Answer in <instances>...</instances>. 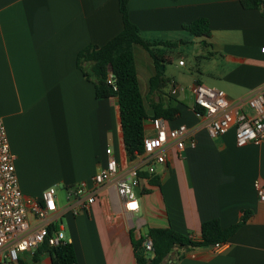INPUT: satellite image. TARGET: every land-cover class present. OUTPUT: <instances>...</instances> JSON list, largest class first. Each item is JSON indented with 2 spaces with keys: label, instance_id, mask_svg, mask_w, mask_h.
Segmentation results:
<instances>
[{
  "label": "crops",
  "instance_id": "crops-1",
  "mask_svg": "<svg viewBox=\"0 0 264 264\" xmlns=\"http://www.w3.org/2000/svg\"><path fill=\"white\" fill-rule=\"evenodd\" d=\"M258 1L244 7L241 0H127V11L140 36L159 42L161 52L197 44L208 60L202 79L235 99L264 86V0ZM200 18L207 20L203 34L184 28ZM122 26L118 0H0V117L25 196L89 180L104 165L106 147L119 165L128 162L117 99L97 98L76 65L83 47L105 44ZM147 67L148 79L154 65ZM195 82L202 83L197 76ZM182 87L169 94L178 113L166 123L193 128L195 146L172 149L155 173L141 172L137 211L125 213L108 185L87 212L64 213L76 264H136L133 243L148 238V228L170 226L199 240L202 222L216 218L226 228L244 211L246 221L222 249L184 247L170 256H177L175 264H264V201L253 187L256 179L264 185V143L237 146L233 129L209 136L206 121L192 111L193 98L190 107L179 101ZM35 251L22 253L20 264H51L45 251L34 260Z\"/></svg>",
  "mask_w": 264,
  "mask_h": 264
},
{
  "label": "built area",
  "instance_id": "built-area-1",
  "mask_svg": "<svg viewBox=\"0 0 264 264\" xmlns=\"http://www.w3.org/2000/svg\"><path fill=\"white\" fill-rule=\"evenodd\" d=\"M264 51V47L261 48ZM183 65V60H178ZM110 81V80H109ZM184 88L171 84L169 94L176 95ZM192 111L206 121L211 137L234 131L235 144L264 143V86L251 89L244 95L230 99L222 89L195 82L190 87ZM151 127L144 128L142 151L136 152L126 164L119 165L111 149L105 148L107 159L89 180H79L67 187L65 203L60 204L54 186L44 188L38 197L25 196L9 150L8 138L0 117V264H20L22 253L33 252L42 245L49 247L67 241L62 216L66 212L77 215L87 212L97 199L98 190L111 185L121 201L125 213L138 210L136 188L141 172H156V165L164 164L173 149L180 152L188 142L194 147V129L186 123L169 127L166 119L152 117ZM147 131H152L147 134ZM253 187L260 201H264V185L256 179ZM224 243H215L222 249ZM144 251H152V242H142ZM30 264H36L33 260Z\"/></svg>",
  "mask_w": 264,
  "mask_h": 264
},
{
  "label": "trees",
  "instance_id": "trees-1",
  "mask_svg": "<svg viewBox=\"0 0 264 264\" xmlns=\"http://www.w3.org/2000/svg\"><path fill=\"white\" fill-rule=\"evenodd\" d=\"M258 0H241L244 7H254ZM118 8L122 15V29L103 45H86L76 56V65L83 76L91 81L97 98L113 96L117 99L121 140L127 159H132L136 152L142 151L144 136V120L152 117L173 119L178 113L171 103L163 101L161 88L165 84L163 70H159V59L153 53L152 46L159 42L145 41L139 34L137 26L128 17L127 0H118ZM195 35L207 30V20L200 18L184 27ZM134 46H140L153 58L155 70L147 81V94H158V100H148L139 89L135 66ZM87 65L88 70L85 69ZM110 80V81H109ZM162 98V99H161ZM148 105V107L146 106ZM249 213L244 211L236 223L221 228L216 218L204 221L200 225L199 240H194L185 234L173 230L170 226L164 228H148L147 237L152 242L151 256L146 257L141 252V239L134 244L136 264H175L179 249L200 246H213L215 243H225L226 240L246 221ZM42 251L51 257V264H76V257L71 243L66 242L56 246L42 245L35 251L33 257ZM172 253L177 256L171 257ZM164 259H170L164 263Z\"/></svg>",
  "mask_w": 264,
  "mask_h": 264
},
{
  "label": "rangeland",
  "instance_id": "rangeland-1",
  "mask_svg": "<svg viewBox=\"0 0 264 264\" xmlns=\"http://www.w3.org/2000/svg\"><path fill=\"white\" fill-rule=\"evenodd\" d=\"M156 46H152L153 53L156 54L159 61L158 69L165 68V71H163V76L166 78L164 86H162L161 90L163 100H169V91L171 84L170 82H173V76H178V81L182 86L185 87L186 90H184L183 93L179 96V101L187 107H190L192 104V97L190 93V86L195 80L196 76L201 80V84L210 86L211 83L209 80L202 79L201 72L204 70V68L208 64L207 60V54L204 50H202L201 53L197 52L198 50H201L197 44L194 42L192 44L188 43L185 46H181L180 48H173V49H167L166 51H162L160 49H155ZM158 48V47H157ZM196 53V55H195ZM134 54H135V65L137 70V77L139 82V89L142 95L146 98V103L148 100H153V96H150L147 94V75L149 73V67H147V64L150 63V65H155L153 58L149 55V53L144 50L140 46H134ZM161 54L162 56H160ZM200 54H202L200 56ZM168 56L172 58L170 61L167 59ZM179 56V57H178ZM177 58H180L183 60L184 65L178 64ZM179 59V60H180ZM152 70H155V67H152ZM198 83V82H197ZM214 87V86H213ZM217 88V87H216ZM220 89V88H219ZM162 99V98H161ZM173 99H171V102ZM148 107V105H146ZM148 125L151 127L150 122H148ZM152 131H147V134H151ZM57 191V196L59 198V203L64 204L65 203V194L67 191V188L65 189L62 186L55 187ZM146 257H150L151 252L145 251L144 252ZM30 261H27V264H30Z\"/></svg>",
  "mask_w": 264,
  "mask_h": 264
},
{
  "label": "water",
  "instance_id": "water-1",
  "mask_svg": "<svg viewBox=\"0 0 264 264\" xmlns=\"http://www.w3.org/2000/svg\"><path fill=\"white\" fill-rule=\"evenodd\" d=\"M143 252H144V249H143V248H141V252H140V253L142 254Z\"/></svg>",
  "mask_w": 264,
  "mask_h": 264
}]
</instances>
